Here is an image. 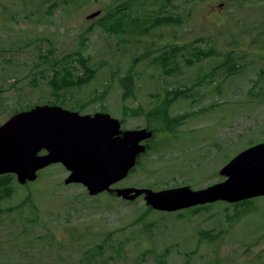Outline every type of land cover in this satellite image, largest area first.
Listing matches in <instances>:
<instances>
[{
  "label": "rangeland",
  "instance_id": "374dc122",
  "mask_svg": "<svg viewBox=\"0 0 264 264\" xmlns=\"http://www.w3.org/2000/svg\"><path fill=\"white\" fill-rule=\"evenodd\" d=\"M123 6L142 19L143 32L113 33L99 22ZM163 16L172 20L154 23ZM200 49L210 55L196 60ZM170 50L167 69L157 57ZM78 52L96 74L53 94L52 60ZM129 72L132 96L122 85ZM176 88L185 95L165 107ZM49 102L154 131L153 149L113 187L222 181L221 168L264 142V0H0V125L15 110ZM158 109L184 116L175 135L150 122ZM39 173L25 185L16 178L13 196L0 200V264H155L161 253L168 264H264V196L149 211L144 196H91L82 184H65L62 164ZM27 196L39 213L30 203L20 213Z\"/></svg>",
  "mask_w": 264,
  "mask_h": 264
},
{
  "label": "water",
  "instance_id": "95a60500",
  "mask_svg": "<svg viewBox=\"0 0 264 264\" xmlns=\"http://www.w3.org/2000/svg\"><path fill=\"white\" fill-rule=\"evenodd\" d=\"M99 14L97 10L87 17ZM152 137L147 128L123 130L121 121L109 113L81 114L40 104L12 114L0 125V175L13 173L25 184L35 181L40 170L60 163L69 172L65 184H82L91 196L111 192L129 201L144 196L147 205L169 212L264 196V142L239 152L221 168L225 178L204 188L113 187L129 176L147 151L143 142ZM43 149L47 152L41 154Z\"/></svg>",
  "mask_w": 264,
  "mask_h": 264
},
{
  "label": "trees",
  "instance_id": "16d2710c",
  "mask_svg": "<svg viewBox=\"0 0 264 264\" xmlns=\"http://www.w3.org/2000/svg\"><path fill=\"white\" fill-rule=\"evenodd\" d=\"M232 1V0H231ZM246 1V0H245ZM125 6L119 7L117 9V14H112L108 15L107 17H100V23H104L109 29V31L113 33H119V31L122 32H143L144 29L142 27V19L139 18V16H133L131 15L128 11H125ZM155 20V19H154ZM172 19H168L165 16L163 18L159 17L157 21H155V24L158 23H169ZM153 24V22H152ZM147 31V30H146ZM212 50V49H211ZM214 50V49H213ZM40 51H42L40 49ZM215 51V50H214ZM48 53L50 50L47 51ZM194 57L196 60H200L201 58L210 55V51H204L203 49H200L197 53H193ZM48 54H45L47 56ZM175 58V53L170 50L161 53L157 57V61L159 64L167 69H171L170 66L173 65L174 59ZM232 64L235 66L234 62ZM79 67L83 69L81 73H79ZM233 67V66H232ZM230 68V66H229ZM97 69L94 68L93 66L90 65L89 63V57L84 56L82 53H76L74 56L73 54H70L67 58L63 60H52V72L53 74L51 77L48 79V83L52 88L53 94L55 95H62V89L63 90H68L69 88L75 87V86H82L83 84L89 82L94 75L96 74ZM122 85L124 87V92L125 94L128 95H133V87H134V75L132 72L127 73L125 76L122 77ZM188 89V88H187ZM186 91L185 90H179L176 88L173 93L168 92L164 98L165 101L164 105L165 107H169V103L176 98V97H181L185 95ZM28 108H31L29 106ZM19 110L13 111V113L18 112ZM22 111V110H21ZM136 113V110L134 111ZM150 122L155 124V123H162V124H167V126H162L160 124V127L157 129H160V132L167 133L170 135H175L177 133V128L179 125L182 123V116H177L175 118L170 119L169 114L167 113L166 110L158 109L151 115ZM156 124V126H157ZM159 126V125H158ZM155 134V133H154ZM154 136V135H153ZM151 142V141H150ZM151 144L147 146V152H150L152 150ZM141 157V156H140ZM140 162H137V164ZM136 169V166L131 170L130 174ZM40 175V173H39ZM16 175L13 173H7V174H2L0 175V200H4L7 198H10L14 194V184L16 183ZM30 182H26L25 184H29ZM24 184V185H25ZM109 193L111 196H114L115 193ZM28 199H24L21 203V210L20 213H23L24 207L26 206L27 203H30L33 207L34 210L37 213H39V208L37 205L34 203V200L30 197L27 196ZM115 197V196H114ZM31 198V199H30ZM244 201H249V199H246ZM241 202H237L235 204H238ZM212 203H207L203 205H197L195 206L194 209L195 211L201 210L204 208H207L210 206ZM147 208L149 211H156V209L152 208L151 206L147 205ZM159 211V210H158ZM166 212V211H164ZM36 219L35 217L32 218L31 220ZM155 264H168L165 254L161 253L158 255V258L156 259Z\"/></svg>",
  "mask_w": 264,
  "mask_h": 264
},
{
  "label": "flooded vegetation",
  "instance_id": "af4514ba",
  "mask_svg": "<svg viewBox=\"0 0 264 264\" xmlns=\"http://www.w3.org/2000/svg\"><path fill=\"white\" fill-rule=\"evenodd\" d=\"M50 103V102H49ZM49 103H44V104H49ZM37 105H40V104H37ZM50 105H60V106H62L63 108H65V106H63L62 104H57V103H50ZM36 106V105H35ZM66 109H68V108H66ZM71 110V109H70ZM75 110V109H74ZM75 111H78L79 113H81V114H95V113H97V112H94V113H83V112H81L82 110L81 109H76ZM98 112H104V111H98ZM104 113H108V112H104ZM110 114V113H109ZM111 115V114H110ZM112 116V115H111ZM113 117V116H112ZM120 121H121V128L123 129V130H125L126 128H124L123 127V121L121 120V119H119ZM154 132V131H153ZM150 140L151 139H149V140H146V141H144L143 143H145L146 144V147L149 145V144H151V142H150ZM47 151L46 150H42L40 153L41 154H44V153H46ZM140 156H142V155H140ZM140 156H139V158H138V161H139V159H140ZM58 164H60V163H58ZM121 182V181H120Z\"/></svg>",
  "mask_w": 264,
  "mask_h": 264
}]
</instances>
